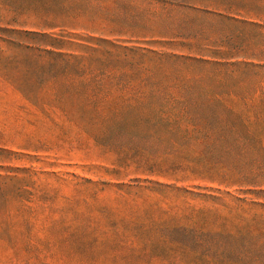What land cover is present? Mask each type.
<instances>
[{
	"label": "rangeland",
	"instance_id": "rangeland-1",
	"mask_svg": "<svg viewBox=\"0 0 264 264\" xmlns=\"http://www.w3.org/2000/svg\"><path fill=\"white\" fill-rule=\"evenodd\" d=\"M0 264H264V0H0Z\"/></svg>",
	"mask_w": 264,
	"mask_h": 264
}]
</instances>
